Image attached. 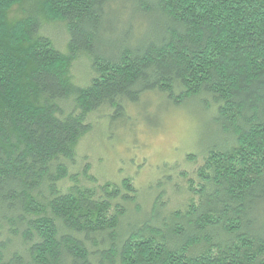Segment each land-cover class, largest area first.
<instances>
[{
  "label": "trees",
  "instance_id": "trees-1",
  "mask_svg": "<svg viewBox=\"0 0 264 264\" xmlns=\"http://www.w3.org/2000/svg\"><path fill=\"white\" fill-rule=\"evenodd\" d=\"M153 93L212 115L195 177H89L91 117ZM0 264H264V0H0Z\"/></svg>",
  "mask_w": 264,
  "mask_h": 264
},
{
  "label": "rangeland",
  "instance_id": "rangeland-1",
  "mask_svg": "<svg viewBox=\"0 0 264 264\" xmlns=\"http://www.w3.org/2000/svg\"><path fill=\"white\" fill-rule=\"evenodd\" d=\"M50 28L56 30L51 33V38L64 51L65 31L63 28ZM45 32L48 33V30ZM87 60H80L73 71L80 86L86 85L89 80L90 65ZM170 106L164 98L153 93L144 95L138 104L127 106V121L119 125L113 126L105 115L92 116L94 131L76 148L80 164L89 167V177H95L101 184L111 185L127 179L144 192L151 185L161 194L162 187L169 180H175V185L185 189V183L179 179L195 177L194 171L201 166L199 150L213 133L212 115L199 108L196 102L182 105L196 123L195 139L180 147L155 151L151 133L159 127V114ZM148 197L146 200L150 202Z\"/></svg>",
  "mask_w": 264,
  "mask_h": 264
},
{
  "label": "clouds",
  "instance_id": "clouds-1",
  "mask_svg": "<svg viewBox=\"0 0 264 264\" xmlns=\"http://www.w3.org/2000/svg\"><path fill=\"white\" fill-rule=\"evenodd\" d=\"M159 121L150 138L155 151L170 150L195 139L196 123L185 108L170 106L159 114Z\"/></svg>",
  "mask_w": 264,
  "mask_h": 264
}]
</instances>
